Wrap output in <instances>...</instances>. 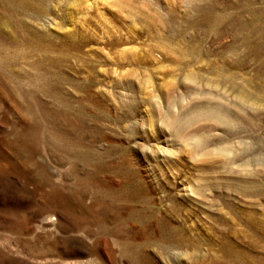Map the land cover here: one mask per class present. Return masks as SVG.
<instances>
[{"label": "rangeland", "instance_id": "rangeland-1", "mask_svg": "<svg viewBox=\"0 0 264 264\" xmlns=\"http://www.w3.org/2000/svg\"><path fill=\"white\" fill-rule=\"evenodd\" d=\"M34 3L0 0V264H264V0Z\"/></svg>", "mask_w": 264, "mask_h": 264}, {"label": "bare ground", "instance_id": "bare-ground-1", "mask_svg": "<svg viewBox=\"0 0 264 264\" xmlns=\"http://www.w3.org/2000/svg\"><path fill=\"white\" fill-rule=\"evenodd\" d=\"M35 1V0H34ZM34 1L33 0H7V7H9V10L8 11H12L16 10L18 11L17 9L18 8H23L25 10H30L31 8H34ZM42 1V0H41ZM37 2V1H36ZM40 2V1H39ZM4 3V2H3ZM5 4V3H4ZM14 5V6H13ZM38 6V5H37ZM212 6V5H211ZM5 7V6H4ZM13 9H12V8ZM7 9V8H6ZM17 13V12H16ZM209 13V12H208ZM213 13L215 14V12H212L211 16L213 15ZM259 13V12H258ZM260 14V13H259ZM216 16V15H215ZM257 16V15H256ZM206 17V16H205ZM208 17V16H207ZM217 17V16H216ZM224 17V16H223ZM254 17V16H253ZM259 17V15H258ZM10 19V18H9ZM214 19V18H213ZM219 19V18H218ZM217 19V20H218ZM6 20V19H5ZM216 20V19H215ZM221 20V19H220ZM223 20V19H222ZM252 20V19H251ZM9 22V21H8ZM216 22V21H215ZM261 23H259L256 27V29L254 30L255 34L258 35L259 37V42L256 43L253 47L254 49V53H258L260 54L262 51H264V20H263V17H262V20H260ZM202 23V22H201ZM1 25V24H0ZM250 25V24H249ZM248 25V26H249ZM242 27V26H241ZM1 28V27H0ZM249 28V27H248ZM243 29V28H241ZM2 30V29H1ZM232 30V29H231ZM246 30V29H245ZM249 31V30H248ZM253 31V30H252ZM4 32V31H3ZM252 34V33H251ZM244 36V35H243ZM247 36V34H246ZM257 37V36H256ZM245 38V37H244ZM247 39V38H246ZM253 44V43H252ZM250 48V47H249ZM262 54V53H261ZM223 75V74H221ZM225 79V78H224ZM245 253V252H244ZM243 254V253H241ZM228 255V254H227ZM243 256L245 257H248V259L250 258L248 254H244ZM244 257V258H245Z\"/></svg>", "mask_w": 264, "mask_h": 264}]
</instances>
